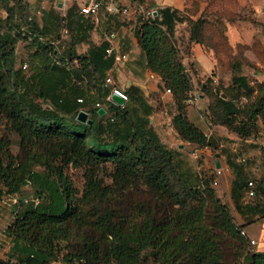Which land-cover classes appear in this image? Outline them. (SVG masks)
Returning a JSON list of instances; mask_svg holds the SVG:
<instances>
[{
  "label": "trees",
  "instance_id": "1",
  "mask_svg": "<svg viewBox=\"0 0 264 264\" xmlns=\"http://www.w3.org/2000/svg\"><path fill=\"white\" fill-rule=\"evenodd\" d=\"M0 7L6 9V15H0V116L4 126L0 195L15 194L25 184L35 192L15 202L5 227L11 244L0 256V264H47L51 260L141 264L144 258L151 264H223L218 230L242 241L241 225L231 220L224 203L216 198L212 199L216 214L209 215L206 204L213 195L209 185L213 176H199L196 183H189L176 169L173 150L149 123L153 106L137 86L123 89L126 98L121 106L106 98L110 85L104 83L105 71L113 63V53L105 52L109 42L89 44L82 53L73 47L92 27L89 17L74 2L65 11L71 32L66 51L75 59L66 64L53 60L51 42L37 39L49 25L48 16H53L50 23L57 22L51 8L41 11L39 23L26 1L0 0ZM210 7L208 0L198 17L185 15L188 39L211 45L221 59L215 44L205 42ZM154 10L155 14L138 16L132 29L144 64L170 91L177 108L171 117L177 135L209 146L210 135L184 112L186 99L193 97L192 84L173 36V24L183 15L168 6ZM16 11H20L18 18ZM22 36L32 46L27 74L22 67H14L15 43ZM228 62L227 84L214 83L211 76L200 82V91L208 96L205 116L210 124H224L244 137L264 113V80L242 74L241 60ZM103 101L104 112L98 114L95 103ZM79 109L88 113L90 123L75 119ZM10 133L17 135V153L10 149ZM258 147L264 155V145ZM107 163L109 169L104 170ZM71 165L83 170L81 189L68 173ZM171 177L177 179L179 189ZM247 180L233 177L230 195L241 214L246 205V210L257 214L252 218H259L264 216V206L240 203ZM140 186L148 191L146 201L128 211L117 208L125 191ZM253 191L255 196L258 190ZM259 191L264 194V185H259ZM238 264H264V250L242 248Z\"/></svg>",
  "mask_w": 264,
  "mask_h": 264
},
{
  "label": "rangeland",
  "instance_id": "2",
  "mask_svg": "<svg viewBox=\"0 0 264 264\" xmlns=\"http://www.w3.org/2000/svg\"><path fill=\"white\" fill-rule=\"evenodd\" d=\"M133 1V3H130V6L135 9L136 14L139 8L142 10H150L153 7L150 4V0ZM210 2L211 15L208 16V24H204L205 31L209 37H206L207 39L205 42L215 44L218 51L221 52L219 57L223 60H241L244 63H248L250 66L247 67L244 65L242 70L246 72L249 77L253 78L254 74L252 73V69L261 68L264 70V0H210ZM46 4L50 5L49 8L53 10V14H55L58 19L57 22L50 23L49 20H51L53 16H48L46 22L49 25H47L45 32L38 35L37 39L47 43L51 42L52 49L55 52L53 54V60L66 64L74 63L72 61L74 58L70 57V54L66 51L71 38V32L68 29V19L66 16L62 15L60 9L55 7L53 0H48ZM26 9L25 6L21 12L24 13ZM35 9L39 11L37 14V16H39L43 7L37 5ZM19 12L16 11V18L19 17ZM0 15H6L5 7H0ZM38 22L41 23L39 20ZM27 29L32 31L29 27H27ZM226 31L227 33H224ZM54 40H57V42H53ZM244 40H248L249 43L244 42ZM17 41L14 67H21V64L26 62V67L23 68V71L27 74L31 70L27 54L32 50V46L27 43L26 37H19ZM248 60H253L255 63H250ZM254 60L258 61L260 65ZM212 75L220 79L215 73ZM208 76H194L195 82L193 84L191 82V88L194 89L195 92L200 91V82L209 78ZM84 80L85 79H83V81ZM162 86L165 88L164 85ZM123 89L124 88H122V90ZM192 89L190 91L191 95L195 97V94L192 93ZM258 93L260 94V91ZM252 94L256 95L254 92ZM239 100L243 101L244 99L239 98ZM99 104L102 107L106 106L105 101ZM176 109L174 105L173 110H171L173 113L170 112L171 117L176 112ZM255 124V128H253L252 132L244 137L238 135L224 124H221L224 126L223 128L227 133H225V131L215 130L216 133H213V135L216 138L213 137L211 133H208L212 138L209 146H200L195 142L182 139L177 133L175 134L172 129L170 130L172 136L170 145L163 142L164 139H161L158 135L160 140L173 150L176 169L180 171L184 177H187L189 183H196L199 176H204L206 178H211V176H213V178H216V184L212 185L209 183L212 187L213 194L211 198L207 197L206 207L207 211L210 213L209 215L214 216L216 214L212 202V199L216 198L219 202L224 203L231 220L235 224L241 225L240 232L245 236L242 241H238L225 232L218 230L223 264H238L241 259L242 248H244V250L247 248L256 249L260 245L256 237L247 234L245 229L247 228L249 231L253 230L255 226H257V221L260 217L253 219L254 213L246 210V205L243 206L245 212L241 214L234 206L229 191V182L233 177L239 178L240 182L241 180L250 179L254 185L253 188L257 189L258 192L255 196L249 198L242 193L240 203L256 204L258 207L264 206V194L259 191V185H264V155L260 152L258 147L259 144L264 142V113L256 118ZM205 131L208 132V129L205 128ZM1 132H4V126L0 116V133ZM178 141L180 142V146L176 145ZM95 148L103 149V147L99 146ZM10 149L12 152H18L15 141L11 142ZM216 152H218L217 158L220 161V172L217 174L213 170ZM109 166L108 163L105 164L104 170H108ZM68 173L73 180V184L78 189H81L83 170L71 165ZM171 180L174 188L179 189L177 179L171 177ZM34 194L35 192L32 186L30 184H25L20 190V195L3 194V196L0 197V230L4 227L6 222L12 219L15 209V201L13 199L17 201L18 198H31ZM147 196L148 191L143 189V187L132 188L125 191L120 196L117 201L118 204H116L117 208L128 211L133 208L136 203H143L144 199L146 201ZM250 237L255 238L257 241L255 240L254 244H248V239ZM47 264L66 263L60 260H51ZM71 264L78 263L73 262ZM141 264H151V262L144 258Z\"/></svg>",
  "mask_w": 264,
  "mask_h": 264
},
{
  "label": "crops",
  "instance_id": "3",
  "mask_svg": "<svg viewBox=\"0 0 264 264\" xmlns=\"http://www.w3.org/2000/svg\"><path fill=\"white\" fill-rule=\"evenodd\" d=\"M23 1L29 3V8L31 10L30 13L37 21L40 20V15L37 16L39 11L35 9L36 6L40 5L43 7V11H47L50 6L49 4H46L48 0ZM80 1L81 0H68V3H79ZM103 1L104 2L97 13L96 20L92 21L89 18L93 22L92 27L87 30L86 35L82 39L75 41L73 45L74 50L77 53H82L86 51L89 44H98L102 40H110L117 51L125 52L126 58L116 62L113 61L112 65L105 71V75H109L111 77L112 84L120 88H125L132 84L140 89L144 99L153 106L150 114L148 115L150 125L160 136V138L164 139L163 142H166L168 145H170L172 138L170 130L172 129L176 134V131L172 125L170 113L172 112L171 110H173L174 103L170 92L166 91L162 86L159 76L152 72L144 64L145 58L143 52L140 49L134 32L132 31L133 26L138 19L137 17L141 16V14L139 13L138 9L136 14L135 9L130 6V3L134 2L133 0H115L116 4L126 5L128 7V13L126 14H121L115 11L109 14L105 9V4H107L109 0ZM53 2L56 8H58V2L56 0H53ZM207 2V0H150V4L153 6L151 8L152 10L157 7L168 6L170 8L176 9L179 16L183 15L181 19L176 20L173 24V36L175 37L181 60L188 69L192 84L195 82L194 76L206 77L208 75L215 79L214 83L221 80L224 84H227L229 82L230 76L228 60L219 59L216 54V50L211 45H205L201 42L188 39L189 31L186 16L193 19L198 17L206 7ZM224 33H227V31ZM17 42L18 41H16L14 48L15 58ZM53 42H57V40H54ZM229 42L231 43L230 40ZM244 42L249 43L248 40H244ZM72 61L75 62V59ZM248 61L250 63H255L253 60ZM256 63L260 65L258 61H256ZM244 65L247 67L250 66L248 63L242 62V68ZM213 73H215L220 79H217V77L213 76ZM241 73L246 74V72H244L242 69ZM252 73L254 74L253 78H256L257 80H264L263 69H252ZM192 93L195 94V97L193 96L186 99L184 106L186 118L194 125L198 126L204 133H211L213 137H215L213 135V133H216L215 130L225 131V133H227V131L224 130L223 125L219 123L210 124L208 122L204 114L207 112L208 96L201 91L195 92L194 89H192ZM205 128L208 129V132L205 131ZM10 138L12 141H16L17 135L15 133H10ZM179 141L176 142V145L180 146ZM261 144L264 145V142ZM216 153L218 155V152ZM216 153L215 160H218ZM218 163L220 165L219 160ZM230 186L231 181L229 182V191ZM15 194L20 195V191ZM1 196H3V194L0 195V197ZM256 215L257 214H254L253 218ZM8 222H6V224ZM6 224L0 230V253H3L0 254V256L5 255L4 253L9 250V246L11 244L10 236L5 230ZM245 229L247 234L250 236L254 235L259 241L260 245L256 249L264 250V241H261L264 240V216L259 218L257 221V226H255L253 230L249 231L247 228ZM253 239L256 240L255 238Z\"/></svg>",
  "mask_w": 264,
  "mask_h": 264
},
{
  "label": "built area",
  "instance_id": "4",
  "mask_svg": "<svg viewBox=\"0 0 264 264\" xmlns=\"http://www.w3.org/2000/svg\"><path fill=\"white\" fill-rule=\"evenodd\" d=\"M57 2H60V4L58 5V9L61 10L62 12V15L65 16V11L67 9V7L70 5V3H68V0H56ZM103 0H81L79 3L76 2L77 4V8H78V11L80 13H82L83 15L85 16H88L92 21H95L96 18H97V13L100 9V7L102 6L103 4ZM105 9L108 11V12H119L121 14H126L128 13V7L126 5H119V4H116L115 0H109L107 4H105ZM139 10V13L142 15V16H147V15H152V12L153 10L150 9V10H142L141 8L138 9ZM64 31H65V28H64ZM110 36V35H109ZM108 46L106 47L105 49V52L106 53H113V61L116 62V61H119V60H123L126 58V53L125 52H119L116 50V48L114 47L113 43H111L110 40H108ZM21 67L22 68H25L26 67V62H23L21 64ZM215 80V79H213ZM104 83L105 84H109L110 85V88H109V94L107 95V99L109 100V95L111 93H117L119 94L124 100L126 98L125 94L123 93V90L122 88L112 84V80H111V77L109 75H106L105 78H104ZM166 91H169L168 88H165ZM78 101L81 100V98H77ZM95 105L97 107H102L99 103H95ZM219 167L220 165L218 166H215L214 164V172L217 174L219 173ZM217 183V180L216 178L214 177L212 180H211V184L214 185ZM246 197H252L254 195V191H253V183H252V180H247V183H246V189H245V194H244ZM15 202L16 200L13 199ZM249 241V244H254L255 243V240L253 238H249L248 239Z\"/></svg>",
  "mask_w": 264,
  "mask_h": 264
},
{
  "label": "water",
  "instance_id": "5",
  "mask_svg": "<svg viewBox=\"0 0 264 264\" xmlns=\"http://www.w3.org/2000/svg\"><path fill=\"white\" fill-rule=\"evenodd\" d=\"M60 4V2H58V5ZM152 14H155V10H153ZM109 100L117 105H122L124 103V99L117 93H111L109 95ZM103 112V108L102 107H98L97 108V113L98 114H102ZM75 119L83 122V123H90L91 119L88 117V113L83 110V109H79L77 110L76 114H75ZM217 155V153H216ZM215 166H218V160H215L214 162Z\"/></svg>",
  "mask_w": 264,
  "mask_h": 264
}]
</instances>
